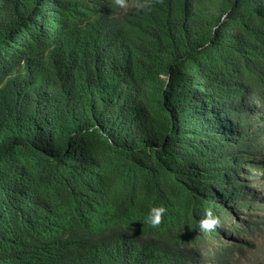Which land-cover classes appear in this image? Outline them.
<instances>
[{"label": "trees", "instance_id": "trees-1", "mask_svg": "<svg viewBox=\"0 0 264 264\" xmlns=\"http://www.w3.org/2000/svg\"><path fill=\"white\" fill-rule=\"evenodd\" d=\"M132 3L0 0V264H215L264 227V0Z\"/></svg>", "mask_w": 264, "mask_h": 264}, {"label": "rangeland", "instance_id": "rangeland-1", "mask_svg": "<svg viewBox=\"0 0 264 264\" xmlns=\"http://www.w3.org/2000/svg\"><path fill=\"white\" fill-rule=\"evenodd\" d=\"M134 3L135 0L129 6V9L133 8ZM257 185V196L264 203V182H260ZM239 242L240 251L224 254L222 262H215V264H264V227H261L259 231L251 236V242L247 247H245L246 241L239 240ZM214 258L215 256L207 255L206 263L212 264Z\"/></svg>", "mask_w": 264, "mask_h": 264}, {"label": "clouds", "instance_id": "clouds-1", "mask_svg": "<svg viewBox=\"0 0 264 264\" xmlns=\"http://www.w3.org/2000/svg\"><path fill=\"white\" fill-rule=\"evenodd\" d=\"M115 4L120 8H127V0H114ZM143 4H138L137 7H143ZM167 209L164 206H152L148 209L145 217L146 223L152 228L160 225L162 217L166 214ZM219 221L211 211H206L203 218L197 223V230L199 232H209L216 228Z\"/></svg>", "mask_w": 264, "mask_h": 264}]
</instances>
